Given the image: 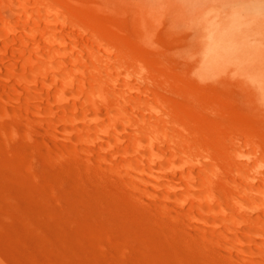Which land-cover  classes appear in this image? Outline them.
Returning <instances> with one entry per match:
<instances>
[{"label":"rangeland","instance_id":"obj_1","mask_svg":"<svg viewBox=\"0 0 264 264\" xmlns=\"http://www.w3.org/2000/svg\"><path fill=\"white\" fill-rule=\"evenodd\" d=\"M69 1L121 38L114 37L118 45L121 42L118 54L123 52L118 55L123 73L117 71L122 83L131 74L139 83L143 75L182 114L187 115L190 105L202 117L225 123L231 156L238 153L256 162L255 147L236 139L237 132L228 127L232 123L255 135L264 150V0ZM0 111L3 114L1 106ZM233 112L241 114L238 121ZM227 117L233 120L224 122ZM242 121L249 125H237ZM2 128L9 136L0 131V264H231L221 249L210 253L202 248V240L189 245L181 232L171 240L163 235L158 229L163 219L142 199L136 203L98 156L88 165L71 154L81 143L61 125L68 148L43 130L37 129L38 136L30 139L23 131L13 135L8 124ZM245 174L264 190L261 177ZM240 232L248 237L244 229Z\"/></svg>","mask_w":264,"mask_h":264},{"label":"bare ground","instance_id":"obj_2","mask_svg":"<svg viewBox=\"0 0 264 264\" xmlns=\"http://www.w3.org/2000/svg\"><path fill=\"white\" fill-rule=\"evenodd\" d=\"M111 32L108 24L74 1L0 0V106L11 117L6 120L0 111V125L8 124L13 135L23 131L30 139L38 136L37 129L43 130L68 148L61 125L81 143L71 154L88 165L98 156L136 203L142 199L163 219L158 229L170 240L181 232L189 245L202 240V248L210 253L221 249L231 264H264V190L245 174L257 175L264 183V150L255 135L231 123L235 138L255 147L256 162L238 153L232 157L225 123L202 117L190 105L187 115L182 114L143 75L141 83L128 75L122 90L126 83L117 72L123 67L118 56L123 54H118L121 38ZM127 52L126 57L135 59ZM0 131L9 136L7 129Z\"/></svg>","mask_w":264,"mask_h":264}]
</instances>
